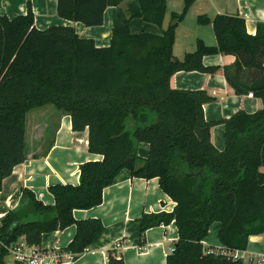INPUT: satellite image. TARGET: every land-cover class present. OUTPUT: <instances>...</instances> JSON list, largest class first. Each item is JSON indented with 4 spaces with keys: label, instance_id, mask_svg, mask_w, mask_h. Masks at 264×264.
<instances>
[{
    "label": "trees",
    "instance_id": "16d2710c",
    "mask_svg": "<svg viewBox=\"0 0 264 264\" xmlns=\"http://www.w3.org/2000/svg\"><path fill=\"white\" fill-rule=\"evenodd\" d=\"M57 15L86 27L104 24L105 11L128 0H55ZM136 14L123 11L125 24L113 29L111 44L98 47L80 37L72 26L40 30L31 3L25 15L0 16V188L16 166L26 161L29 112L47 106L70 116L74 132H88V150L101 161L80 167V183L53 185L54 205H45L34 192L24 190L27 207L11 212L0 227V264H7L9 248L24 241L40 247L43 236L69 227L76 234L62 252L82 254L105 230L101 219L77 220L75 210L103 203V191L123 170L134 178L158 179L160 189L175 204L171 213L144 214L139 245L146 232L175 224L178 240L166 264H240L207 250L204 241L219 223V241L229 251H245L249 239L264 234V108L243 110L230 119L207 121L205 91L173 89L177 72L214 74L204 57H235L223 68L238 95L253 93L264 105V23L256 35L247 32L240 15L200 16V25H212L217 46L199 42L197 49L178 60L173 54L176 30L186 17L173 13L162 35L133 34L130 22L142 19L162 27L167 0H137ZM217 125L225 127V148L211 140ZM141 143L149 155H139ZM107 264H125L116 247Z\"/></svg>",
    "mask_w": 264,
    "mask_h": 264
},
{
    "label": "crops",
    "instance_id": "0c3cea01",
    "mask_svg": "<svg viewBox=\"0 0 264 264\" xmlns=\"http://www.w3.org/2000/svg\"><path fill=\"white\" fill-rule=\"evenodd\" d=\"M187 0H167V13L162 27L147 23L142 19L130 22L133 34L150 33L162 35L172 22L173 13L183 12ZM191 7L176 30L173 54L183 60L186 54L197 49L199 42L208 47L217 46L213 26L200 25L198 18L206 16L213 19L217 15H240L245 19L247 32L256 35L258 25L264 23V0H192ZM31 3L35 15V25L40 30L54 25L72 26L82 38L93 39L98 47L111 44L113 29L123 26L126 18L123 11L136 14L140 10L137 0H128L120 7H110L105 11L104 24L99 27H86L82 23L63 20L57 15L55 0H0V16L13 19L25 15L28 3ZM232 55H212L204 57L207 67H219L214 74L201 72H177L171 77L173 89L205 91L212 99L204 104L203 111L207 121L230 119L243 110L256 113L263 110V101L238 95L228 84L223 68L233 65ZM211 140L219 150L225 148V127L217 125L211 131ZM139 155H149V145L141 143ZM103 156L92 154L88 150V132H74L68 114L53 106L35 109L29 112L26 126V161L13 170L3 180L0 188V227L2 221L11 213L27 207L29 199L23 192L30 190L45 205H54L55 200L49 192L53 185H74L80 183V167L91 161H101ZM264 172V169H263ZM175 204L160 189L158 179L145 180L134 178L129 170H123L114 183L103 191V203L90 210H75L77 220L101 219L105 230L87 251L82 254H67L66 249L76 234L72 226L43 236L40 247L44 256L40 264H107V253L122 244L119 252L125 264H166L170 249L178 240V231L174 223L169 226L152 228L146 232V245L141 248L140 219L144 214L171 213ZM221 225L214 223L209 235L215 240L204 241L207 250H221L219 232ZM245 252L248 255H264V234L251 236ZM60 253L59 262L51 259L52 254ZM7 264H16L12 256ZM256 264V263H241Z\"/></svg>",
    "mask_w": 264,
    "mask_h": 264
},
{
    "label": "built area",
    "instance_id": "2783aa9c",
    "mask_svg": "<svg viewBox=\"0 0 264 264\" xmlns=\"http://www.w3.org/2000/svg\"><path fill=\"white\" fill-rule=\"evenodd\" d=\"M249 98H254L253 93L248 94ZM123 245L118 244L117 248H121ZM10 256L13 257L14 262L16 264H40L41 260L44 256L43 252H41L37 247H29L25 244V242L22 240L18 244L12 246L9 248ZM173 249H170V252H172ZM216 253L223 254L229 258H231L233 261L240 262L241 263H256V264H264V255H248L245 251H234L229 252L225 250L223 247L221 250L214 251ZM51 259L55 262H59L62 258V255L60 253L58 254H52Z\"/></svg>",
    "mask_w": 264,
    "mask_h": 264
},
{
    "label": "rangeland",
    "instance_id": "374dc122",
    "mask_svg": "<svg viewBox=\"0 0 264 264\" xmlns=\"http://www.w3.org/2000/svg\"><path fill=\"white\" fill-rule=\"evenodd\" d=\"M215 238H216V237H215L214 235H210L207 239L212 241V240H215ZM119 244H120V242H119ZM121 245H122V244H121ZM118 249H119V248H118ZM8 258H9V257H8Z\"/></svg>",
    "mask_w": 264,
    "mask_h": 264
}]
</instances>
